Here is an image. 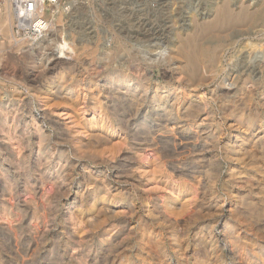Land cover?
Listing matches in <instances>:
<instances>
[{
  "label": "rangeland",
  "instance_id": "374dc122",
  "mask_svg": "<svg viewBox=\"0 0 264 264\" xmlns=\"http://www.w3.org/2000/svg\"><path fill=\"white\" fill-rule=\"evenodd\" d=\"M224 1L61 0L62 19L56 21L60 10L53 7L50 10L53 22L46 35L56 39L65 37L71 42L72 34L75 43L78 44L79 38L84 40L83 44L87 45L84 50H66L67 55L49 47L43 53L34 52L30 50L32 44L27 43L14 46L7 41L0 46V133L5 123L19 126L23 132L20 147L11 157L0 150V264H144L148 254L154 264L165 260L166 254L172 263L177 259L176 254H181L179 259L184 264H220L210 254H219L223 259L232 252L264 254V159L245 156L241 164L234 157L230 159L225 149L226 142L235 138L236 129L248 141L250 136L258 134L260 125L264 128V86L256 73L258 65L264 67V21L252 25L245 19L225 24L222 30L227 37L214 38L209 48L223 44L220 70L211 66L210 55L207 56V61H202L207 67L204 70L207 78L201 86L192 85L179 70L183 59L178 48L188 32L192 33L190 17L194 15L200 22L205 14L211 19L212 3ZM227 1L236 11L243 8L257 13L264 7V0ZM115 34L121 37L120 43L115 42ZM137 48L148 56L159 53L168 60L161 65H150L130 58L128 52L132 54ZM122 71L136 77L146 88L142 114L153 125L166 107L172 108L174 95L181 92L179 110L173 105L172 114L161 119L169 123L190 120L191 117L185 116L188 106L202 99L206 106L200 107V119L211 110L219 122L215 125L218 146L199 141L193 152L173 155L167 152L163 159L166 163L155 179L142 184L150 189L158 204L171 203L175 207L172 214L177 219L175 236L170 235L166 224L147 214L150 204L144 202L139 188L124 178L116 182L114 170H107L111 177L104 185L101 183L102 172L106 170L104 164L75 161L73 177L65 183L52 176L50 173L59 166L57 156L54 155L48 167L37 165L33 132L23 131L26 122L34 126V117L42 110L49 111L56 119L57 111L69 110L73 119H78L80 112L75 109V103L57 97L70 87L82 100L92 84H103L111 75ZM231 99L243 102L241 109L245 115L257 113L262 118L249 125L234 121L230 127L233 103L228 100ZM124 109L130 114L128 108ZM142 124L138 118L129 133L117 125L115 129L104 130L108 135L105 146L115 151L117 161L121 158L125 162L135 154V144L142 145V141L131 139V134L137 133L136 127ZM46 126L53 140L61 138L59 127L49 122ZM249 144L246 146L252 147ZM61 146L72 152V143L61 142ZM252 149L256 155L258 150ZM138 151L143 153L142 161L153 159L151 150ZM172 166L184 168V174L194 176L199 184L194 183L192 189L182 187L178 193L170 192L179 177L177 168L175 174L171 173ZM93 170L99 171L89 178L87 173ZM166 174L170 176L165 177ZM53 183L58 191L54 196L43 197L42 193ZM16 195L20 196V202L15 200ZM28 196L35 201L25 203ZM188 198L191 201H186ZM35 225L39 230L34 229ZM235 236L241 237L236 242L239 249L230 242Z\"/></svg>",
  "mask_w": 264,
  "mask_h": 264
},
{
  "label": "bare ground",
  "instance_id": "6f19581e",
  "mask_svg": "<svg viewBox=\"0 0 264 264\" xmlns=\"http://www.w3.org/2000/svg\"><path fill=\"white\" fill-rule=\"evenodd\" d=\"M6 8H8V6L5 3H3L2 7H0V46L7 41L12 42L10 23L14 16L13 14L11 15ZM61 8L62 7H58V10L60 11L56 14L57 22H60L62 19ZM212 8L213 12L211 19H209V15L207 16L205 14L203 15L204 19L200 22H198L194 15L190 17L191 20H189V26L192 28V33L188 32L187 39H184L183 45L178 48V55H180L183 59V64L179 66V70L183 72L187 81L191 82L192 85L196 84L197 86H201L203 82H205L207 77L205 76L206 71L204 70H207V67L202 65V61H207V56L210 55V64L213 68L219 69L218 67H221L220 62L222 58L221 51H223L224 48L223 44L216 43L211 45V49L209 48L210 42H215L214 38H221L224 40V38L227 37V35H224L225 31L222 30L225 24L239 23L245 19H248L252 25L264 21V7L257 13H249L243 8H240L238 11H236L235 9H232L229 2L225 0L222 4L213 2ZM49 16L51 21L50 24H48V28L51 27L53 22L52 17L54 15L52 12H49ZM46 34L34 44L32 43L30 50L43 53V50L49 47L57 49L59 52L68 55L69 52H66V50H72V52H75V50L82 51L87 47L85 43L83 44L84 40L81 38H79L77 41L78 44L75 43L76 40H74V36L72 34H70L71 42L65 37L56 39L50 38ZM113 37L115 42L120 43L121 37L119 34H115ZM20 43L25 42H12L14 46H17ZM128 53L130 58L144 61L146 64L150 65H161L164 63V61L168 60L167 57H164L159 53L153 56H148L147 52L139 48L135 49L132 54L131 52ZM256 73L259 83L262 82L261 85L264 86V67L262 65H258ZM91 87L83 93L82 100L80 99L81 95H79L77 92H74L70 87L67 88L64 95L60 94L57 97L66 98V101L69 104L75 103V109L80 112V117L78 118L79 120L73 119V116H71L69 110L57 111L55 117L57 116L58 119L54 118V115H52L49 111L42 110L38 113L37 117H34L33 127L29 126L28 122L24 124L23 131L26 134H30V131L32 130L35 141L37 142V155L35 158L37 165L42 164L43 168L50 166V160H52L54 155H56L59 160V166L53 173L50 174L65 183V181L73 177L75 166H73L72 163L75 161L78 163L86 160L93 163H100L102 165L104 164L106 170L102 172L103 178L101 183L103 184L105 181L107 182L106 179L111 177V174H109L107 170H114L116 182L119 183V180L124 178L123 180H125L127 183H130L134 188H139L142 195L144 196V202L146 204H150V208L146 210L147 214L151 215L157 221H161L166 224V227L170 231V235L175 236V225L177 223V219L172 215L174 214L175 207L172 206L171 203H169L171 205L170 208H167L169 204H158L159 202L155 200L154 196H152L150 189L142 187V184H148L151 182V180L155 179V175L159 172L158 170H160L161 167L165 165L164 163H166L163 159L166 157L167 152L172 153V155L182 151L193 152L197 142L199 141H202L206 145L210 142L213 143L214 146H218L217 141L219 138L215 130V125H217L219 122L214 118L213 112L211 110L206 112L205 116H201L203 118L200 119V107L204 106L205 108L206 106V104L202 103V99H199L197 102H192L188 106L189 109L185 116L189 118L191 117L190 120L185 118L180 122L169 123L167 120L161 119L162 117L172 114L173 105H175L176 109L179 110L178 101L183 95V92H181L179 95H174V100L171 105L172 108L166 107V111L165 108H162L165 113L159 114L158 118L154 119L157 124L153 125V122L147 121L146 116L142 114V106L144 105V99L147 92L146 88L140 85V82L136 77L126 72L124 73L123 71L115 74L114 76L111 75L105 80L103 84L101 82H96L92 84ZM262 89L264 92V87ZM212 91L215 92L216 88L214 87ZM228 92L230 91H226L224 93ZM102 95L103 97H101ZM247 96L250 97V94ZM101 98L110 99L107 102ZM246 99L250 100L251 98ZM230 101L233 103H231L232 105L229 113L233 117L230 119V127L234 121H236V124L239 125H249L255 120H260L262 118L257 113H248L245 115L244 111L241 109L243 102L238 103V100L231 99L228 100V103ZM124 108H128L130 114H127ZM88 115H90V117H86ZM61 117H64L63 121H60L59 118ZM138 118H141L143 124L136 127L137 133L131 134V139L133 141H142L143 143L142 145L135 144V154L133 156H129V158L126 160L127 162H121V158L119 161H117L115 151L105 146V144L108 142V135L104 133V130L107 131L115 129V125H117L119 129L123 130L125 133H129L128 131H130V126L134 125ZM48 122L51 123V125H56L57 128L59 127V132L62 131V134L61 132L59 133L61 138L56 140L51 138L50 132H48L46 126ZM8 124L5 123L4 128L0 133V150L5 153V155L11 157L13 151L20 147V141L23 138V132L19 126L10 127L11 125L9 126ZM259 128L260 131L258 134H253L254 136H252L254 139H252L250 136L248 141H246L247 139L245 140L243 133L236 129L235 138L232 141L226 142V147L224 146L227 150L226 154L228 157L230 159L234 157L236 162L241 161V164L242 158L245 156L250 157V159L253 156L264 159L263 125H260ZM125 137L126 136H124L123 139ZM25 138H27V136ZM61 142L72 143V152L66 151L65 147H60ZM249 143L252 144V147L258 150L256 155H254V150L252 147L249 148L246 146V144ZM143 148L153 152V159H144L143 161L141 160L143 153L139 152L138 150ZM70 149L71 148L69 147L68 150ZM154 164L157 165L156 168L153 166ZM241 164L238 166H241ZM82 166H84V164H82ZM132 167L134 169H131ZM174 168L178 169L177 173L179 177L178 180H175V183H173L172 187L170 188V192L178 193L182 187L192 189L194 183L199 184L198 180L194 176H189L187 173L184 174V168L180 166H172L170 170L171 173L175 174ZM24 170L25 175L29 176L27 168H24ZM82 171L84 174L86 173L83 168ZM98 171L99 170H93L92 172L90 171L87 173V176L91 178V176H93L94 173ZM237 173L240 174L241 172L239 171ZM166 176L169 177L170 175L166 174L165 177ZM45 189H43V191H45ZM47 190L42 193L43 197H50V195L58 191V186L53 183L49 190ZM193 193V196L197 195L195 191H193ZM15 197V200L20 202V196L16 195ZM29 201L34 202L35 200L30 196L24 199L25 203H28ZM186 201L191 200L188 198ZM222 208L223 206L220 205V211H222ZM99 210H102V207H100ZM70 219L73 220V217ZM34 227L35 230H39L36 225ZM239 240H241V237L238 236H235L230 240L232 246H235L236 249H239L236 243ZM232 250L233 249H231V251ZM176 255L177 259L175 263H172L170 261L171 258L169 254H166V259L160 264H184L183 260L179 259L181 254ZM210 255L211 259L215 258L217 261H220V264H264V254H238L232 252L229 254L227 259H223V257L219 254ZM148 257L149 258L146 259V263L144 264H154L150 258V254H148Z\"/></svg>",
  "mask_w": 264,
  "mask_h": 264
},
{
  "label": "built area",
  "instance_id": "2783aa9c",
  "mask_svg": "<svg viewBox=\"0 0 264 264\" xmlns=\"http://www.w3.org/2000/svg\"><path fill=\"white\" fill-rule=\"evenodd\" d=\"M3 3L14 16L10 23L12 42L32 44L50 29L49 12L53 7L58 9L61 0H0V7Z\"/></svg>",
  "mask_w": 264,
  "mask_h": 264
}]
</instances>
